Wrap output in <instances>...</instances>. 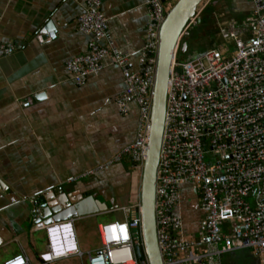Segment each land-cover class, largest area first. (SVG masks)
Masks as SVG:
<instances>
[{"label":"built area","instance_id":"built-area-1","mask_svg":"<svg viewBox=\"0 0 264 264\" xmlns=\"http://www.w3.org/2000/svg\"><path fill=\"white\" fill-rule=\"evenodd\" d=\"M211 1L205 0L181 34L171 68L156 188L159 248L163 264H223L224 255L242 250L264 264V0H251L254 10L241 24L220 28V37L226 44L233 43L232 49L225 45L179 61L180 45L191 37ZM145 3L150 10L146 42L134 71L132 55L114 42L101 1L83 0L78 29L94 40L86 54L67 62L68 72L77 86H84L108 62L116 65L126 84L116 100L119 113L127 116L133 104L139 111L134 143L86 177L126 159L143 171L151 139L160 32L170 11L161 0ZM0 50L9 55L14 46L2 45ZM186 184L194 185L203 213L197 236L186 232L180 212ZM30 201L37 205L39 197ZM119 211L126 220L100 226L102 247L86 253L88 264L143 263L137 254V249H144L141 201ZM34 216L36 228L44 230L48 239L38 264H60L85 256L74 219L45 224L40 209ZM4 264L32 261L21 253Z\"/></svg>","mask_w":264,"mask_h":264},{"label":"crops","instance_id":"crops-1","mask_svg":"<svg viewBox=\"0 0 264 264\" xmlns=\"http://www.w3.org/2000/svg\"><path fill=\"white\" fill-rule=\"evenodd\" d=\"M100 1L116 46L132 55L131 68L136 71L145 47L149 7L145 0ZM177 1L165 4L171 9ZM253 10L251 0L211 1L202 11L205 30L197 43L213 41L209 50L225 45L232 49L233 43L220 37V28L241 24ZM83 12V0H0V46H14L9 55L0 50V264L21 253L38 264L39 255L47 251V235L34 222L44 200L52 206L81 205L84 213L94 210L92 197L108 207L99 215L74 220L85 256L60 264L76 260L88 264L86 253L102 247L100 226L126 220L123 212L120 218L111 217L141 201L143 171L130 159L85 176L134 143L139 111L133 104L127 116L119 113L116 100L126 84L116 65L108 62L84 86H77L68 72L67 62L86 54L94 40L78 29ZM197 56L194 53L187 61ZM183 196L185 230L197 236L203 213L194 185L186 184ZM32 197H39L37 205ZM47 214L43 221L50 224ZM81 223L86 231L82 234ZM222 260L260 264L247 250L226 254Z\"/></svg>","mask_w":264,"mask_h":264},{"label":"water","instance_id":"water-1","mask_svg":"<svg viewBox=\"0 0 264 264\" xmlns=\"http://www.w3.org/2000/svg\"><path fill=\"white\" fill-rule=\"evenodd\" d=\"M161 1L164 4L166 3V0ZM204 2L205 0H179L170 9L160 32V48L152 108L151 139L142 175L141 215L144 249H137V254L143 262L142 264H146V260H148L149 264H163L157 236L156 188L167 113L169 79L173 61L176 59L181 34L188 23L197 16ZM204 24L205 22L201 19L199 26L204 27ZM187 48L188 44L184 45V51ZM91 201L94 204L92 212L84 213L81 205L75 206L72 204L66 206L62 203L52 206L47 204L45 200L42 202V211L44 214L49 212L46 217L51 220L50 224L99 215L102 211H108V207L102 202L93 197Z\"/></svg>","mask_w":264,"mask_h":264},{"label":"rangeland","instance_id":"rangeland-1","mask_svg":"<svg viewBox=\"0 0 264 264\" xmlns=\"http://www.w3.org/2000/svg\"><path fill=\"white\" fill-rule=\"evenodd\" d=\"M178 2V1H177ZM204 4V3H203ZM205 14V13H204ZM199 29L200 27H196L191 35V37L188 39V41H184L183 44L180 45V49L178 52V60L179 61H187V59H189V56L194 54V53H198L199 55L202 54L204 51L209 50V47L212 46V44H214L213 41H211L210 44L205 43V44H198L197 40L200 37L199 34ZM217 40V39H216ZM221 40H217V42ZM216 43V42H215ZM188 44V48L186 51H184V45ZM219 45V44H218ZM214 46V45H213ZM195 57V56H194ZM121 213V214H120ZM117 213L116 217L115 215H112L111 220H115L117 218H120L122 216V212ZM108 222H110L109 219H107ZM81 228V234L85 233L86 231L83 229V224L81 223L79 225ZM86 261V260H85ZM87 263V262H86ZM73 264H81L80 261H74Z\"/></svg>","mask_w":264,"mask_h":264},{"label":"trees","instance_id":"trees-1","mask_svg":"<svg viewBox=\"0 0 264 264\" xmlns=\"http://www.w3.org/2000/svg\"><path fill=\"white\" fill-rule=\"evenodd\" d=\"M197 27H200V26L198 25ZM195 28H196V27H195ZM195 28H194V29H195ZM194 29L192 30L191 35H192ZM202 30H205V28H204V27H200V29H199V33H200V31H202Z\"/></svg>","mask_w":264,"mask_h":264},{"label":"flooded vegetation","instance_id":"flooded-vegetation-1","mask_svg":"<svg viewBox=\"0 0 264 264\" xmlns=\"http://www.w3.org/2000/svg\"><path fill=\"white\" fill-rule=\"evenodd\" d=\"M202 20H203V22H205V21H206L204 18H203Z\"/></svg>","mask_w":264,"mask_h":264},{"label":"clouds","instance_id":"clouds-1","mask_svg":"<svg viewBox=\"0 0 264 264\" xmlns=\"http://www.w3.org/2000/svg\"><path fill=\"white\" fill-rule=\"evenodd\" d=\"M201 19H203V18H201Z\"/></svg>","mask_w":264,"mask_h":264}]
</instances>
